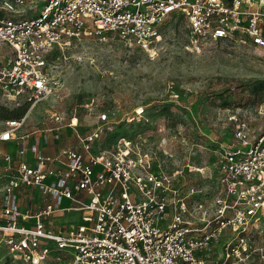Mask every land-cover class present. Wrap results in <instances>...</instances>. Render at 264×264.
Returning <instances> with one entry per match:
<instances>
[{
  "label": "built area",
  "instance_id": "1",
  "mask_svg": "<svg viewBox=\"0 0 264 264\" xmlns=\"http://www.w3.org/2000/svg\"><path fill=\"white\" fill-rule=\"evenodd\" d=\"M175 15L188 23V49L221 40L264 47V0H0V105L31 109L50 98L59 87L50 57L72 43L110 33L154 56ZM78 120L53 111L43 129L30 127L29 112L1 121L0 142H15L18 160L0 153V264L51 256L59 264H264V247L250 237L264 217V135L251 142L238 126V144L216 158L211 198L181 170L155 164L142 136L101 147L118 124L107 113L86 133ZM29 128L45 143L69 128L78 148L44 154L28 142ZM22 187L42 195L38 210L22 209ZM68 214L76 223H53Z\"/></svg>",
  "mask_w": 264,
  "mask_h": 264
},
{
  "label": "rangeland",
  "instance_id": "2",
  "mask_svg": "<svg viewBox=\"0 0 264 264\" xmlns=\"http://www.w3.org/2000/svg\"><path fill=\"white\" fill-rule=\"evenodd\" d=\"M161 34L154 56L110 33L54 51V94L31 109L0 105V125L29 112L30 127L46 128L59 111L67 119L77 116L79 131L86 133L107 113L118 124L101 147L121 136H142L155 164L168 173L181 170L188 185L207 188L214 197L216 158L238 144V126L251 142L264 135V47L221 40L188 49V23L178 15ZM187 165L201 172H189ZM250 237L264 247V217ZM4 252L0 236V257ZM44 264L59 263L51 256Z\"/></svg>",
  "mask_w": 264,
  "mask_h": 264
},
{
  "label": "crops",
  "instance_id": "3",
  "mask_svg": "<svg viewBox=\"0 0 264 264\" xmlns=\"http://www.w3.org/2000/svg\"><path fill=\"white\" fill-rule=\"evenodd\" d=\"M31 130L32 128H29L28 130L26 129L24 131V132L29 133L28 142L31 144H37L40 150L42 151V153L44 154H56L61 149L68 148V147L76 148V149L78 148V143L76 141V138L72 130L69 128L62 130L60 140L56 141L52 138H49L48 143L44 142L45 138L43 137L44 134L42 132H36L34 134H30ZM16 150H17V145L15 142H11V143L0 142V153L1 154L3 153L12 154L14 156L15 162H17L18 160V158L16 157ZM0 166H2V161H0ZM0 181L2 182V187H3L4 181L2 179H0ZM2 187L0 188V192H1ZM42 198H43L42 195L34 189L22 187L20 190V199H21L22 209L31 208V210L33 211L38 210V208L44 204ZM74 217L75 216L71 214H68L65 217H60V218L56 217L53 220V223L55 225L60 222H68V223L75 222L76 223L77 218H74Z\"/></svg>",
  "mask_w": 264,
  "mask_h": 264
},
{
  "label": "trees",
  "instance_id": "4",
  "mask_svg": "<svg viewBox=\"0 0 264 264\" xmlns=\"http://www.w3.org/2000/svg\"><path fill=\"white\" fill-rule=\"evenodd\" d=\"M23 114H21V115H15V116H11V117H9V118H16V117H20V116H22ZM9 118H5V119H9ZM4 119V120H5Z\"/></svg>",
  "mask_w": 264,
  "mask_h": 264
},
{
  "label": "bare ground",
  "instance_id": "5",
  "mask_svg": "<svg viewBox=\"0 0 264 264\" xmlns=\"http://www.w3.org/2000/svg\"><path fill=\"white\" fill-rule=\"evenodd\" d=\"M141 111V110H140Z\"/></svg>",
  "mask_w": 264,
  "mask_h": 264
}]
</instances>
